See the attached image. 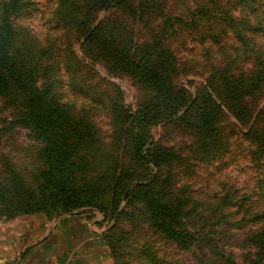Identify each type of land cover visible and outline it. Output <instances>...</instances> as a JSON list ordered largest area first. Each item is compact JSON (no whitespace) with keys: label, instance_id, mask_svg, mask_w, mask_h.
Returning <instances> with one entry per match:
<instances>
[{"label":"rangeland","instance_id":"1","mask_svg":"<svg viewBox=\"0 0 264 264\" xmlns=\"http://www.w3.org/2000/svg\"><path fill=\"white\" fill-rule=\"evenodd\" d=\"M24 1L28 3L26 10L12 23L47 52L42 56L45 70L40 85L47 83L59 104L85 113L97 132L96 145L81 153L89 169L80 173L78 184H93L120 163L131 174H139L135 160L125 155L132 149L136 133L142 150L158 145L178 157L159 169L149 164L135 178L146 180L157 174L168 181V191L182 203L181 229L191 237L189 246L178 247L151 226L143 202L127 204L122 198L118 207L121 215L104 219L93 209L106 227L112 228L114 250L108 248L113 263L228 264L231 259L236 264H264V259L253 262L257 253L264 255V158L256 153L250 135L253 128L263 126L264 0H145L155 6L145 21L133 19L118 8L91 15L94 27L101 24L107 30L120 24V38L130 40L135 48L161 40L175 60L172 86L186 96L187 106L178 112V116L185 114V121H157L152 110H143L156 92L125 73L109 70L104 61L91 59L83 47L84 39L61 20L63 0ZM221 71L246 81L258 75L262 82L257 91L243 99L245 122H239L226 107L221 108L215 122L218 149L204 156L197 152L198 134L186 125L195 121L189 107L194 101L207 99V93L218 99L222 84L216 73ZM6 105L0 96V223L45 215L16 204L30 197L14 189L12 175L24 190L36 196L47 163L41 156V140L28 128H10L15 112ZM122 110L129 111L120 118L126 122L121 123L123 130L116 124ZM143 111L146 119L133 124Z\"/></svg>","mask_w":264,"mask_h":264},{"label":"trees","instance_id":"2","mask_svg":"<svg viewBox=\"0 0 264 264\" xmlns=\"http://www.w3.org/2000/svg\"><path fill=\"white\" fill-rule=\"evenodd\" d=\"M152 4L145 0H63L59 14L63 24L84 39L83 47L91 59L104 61L109 70L125 73L156 92L154 100L142 108L144 111L152 110L151 113L158 116L157 121L171 118L185 121V114L178 116V112L187 106L186 96L182 90H174L172 86L175 60L162 46L161 40L158 38L151 45L138 49L130 40L120 38V24L107 30L101 24L92 26V14L112 8L120 9L133 19L145 21L148 13L155 8ZM27 6L28 3L24 0H6L0 3V96L5 98L6 106L15 112L14 120L9 122L10 128H28L44 144L41 156L47 163V170L40 175L41 183L36 196L24 190L21 182L12 175L14 189L30 197L23 203L17 200L16 204L20 207L29 206L33 208V213H44L48 218L76 210L96 209L107 219L116 213L121 215L118 207L122 198L127 204L141 201L145 204L151 226L178 247L187 249L191 237L181 229L182 203L168 191V181L160 179L157 174L146 180L135 178L149 164L159 169L178 159L170 150L158 145L142 150L136 133L133 135L135 143L125 155L135 160V171H139V174H131L120 163L115 171L98 177L97 182L78 184L80 173L89 169L88 160L81 153L96 145L97 132L85 113L73 112L59 104L48 84L40 85V77L45 70L42 56L47 52L38 47L22 28L17 30L12 23L13 18L25 11ZM216 74L220 75L222 84L218 99L207 93V99L194 101L189 111L194 112L195 121L186 124L198 134L200 141L197 152L204 156H210L213 148L218 149L215 122L222 113L221 108L226 107L239 122H245L247 118L243 114L247 108L243 105V99L257 91L258 84L262 82L258 75L246 81L243 78H230L224 71ZM221 97L223 100H220ZM144 111L133 120V124L146 119ZM128 112L122 110L116 116V124L119 123L122 130L124 127H121V123L126 122L120 118H124ZM262 112V129L253 128L250 135L256 144V153L264 158V111ZM120 157L122 152L120 154L119 151V162ZM143 181L145 183L141 184ZM134 182L139 184L128 189ZM104 193L108 198L101 197ZM46 207L59 209L41 210ZM110 230L112 228H109L104 240L113 248ZM259 236L260 234L254 237V241ZM263 259L264 255L257 253L253 262ZM227 263L236 264L231 259Z\"/></svg>","mask_w":264,"mask_h":264},{"label":"crops","instance_id":"3","mask_svg":"<svg viewBox=\"0 0 264 264\" xmlns=\"http://www.w3.org/2000/svg\"><path fill=\"white\" fill-rule=\"evenodd\" d=\"M96 211L0 223V264H114Z\"/></svg>","mask_w":264,"mask_h":264}]
</instances>
